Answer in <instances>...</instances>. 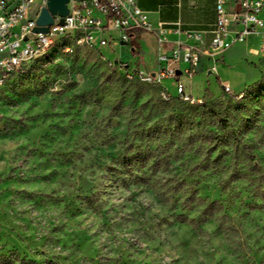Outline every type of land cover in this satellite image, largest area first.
Returning a JSON list of instances; mask_svg holds the SVG:
<instances>
[{
	"label": "rangeland",
	"instance_id": "obj_1",
	"mask_svg": "<svg viewBox=\"0 0 264 264\" xmlns=\"http://www.w3.org/2000/svg\"><path fill=\"white\" fill-rule=\"evenodd\" d=\"M102 37L105 53L119 39ZM237 45L216 70L241 83L181 75L192 102L69 39L10 74L0 264H264V51L234 71Z\"/></svg>",
	"mask_w": 264,
	"mask_h": 264
},
{
	"label": "built area",
	"instance_id": "obj_2",
	"mask_svg": "<svg viewBox=\"0 0 264 264\" xmlns=\"http://www.w3.org/2000/svg\"><path fill=\"white\" fill-rule=\"evenodd\" d=\"M47 0H0V80H5L6 67L27 65L34 54L41 53L44 46L50 44L57 35L77 34V41L92 47L102 48L107 41L102 37L104 30L114 29L118 32L117 43L128 44L131 41L129 32L132 29L150 31L151 26L145 11L137 5V0H67V14L52 15V23L47 32H34L36 19ZM264 0H236L231 9L225 0H217L216 21L212 29L209 48L201 50L195 44L185 45L182 49H172L170 56L158 57V69L148 74L151 78H169L174 82L177 93L185 100H195L187 93L179 71V54L181 60L192 67L199 61V54L204 53L210 58V73H216V55L235 43L245 41L249 36H256L260 48L264 51ZM62 19V22H60ZM177 25L176 31L179 32ZM164 30H161L163 32ZM188 39L200 40L201 35L192 31L184 32ZM158 44L163 38L157 35ZM189 76V71L180 70ZM221 87L226 92L232 88L225 82Z\"/></svg>",
	"mask_w": 264,
	"mask_h": 264
},
{
	"label": "crops",
	"instance_id": "obj_3",
	"mask_svg": "<svg viewBox=\"0 0 264 264\" xmlns=\"http://www.w3.org/2000/svg\"><path fill=\"white\" fill-rule=\"evenodd\" d=\"M227 8L231 9L236 0H225ZM216 3L217 0H137V5L140 9L146 12L148 21L150 23V31L139 30L134 37L131 38L130 43L121 44L113 42L112 46H118L119 52L118 57L114 55V49L112 46L107 49L104 55L109 60H114L117 63L126 64L132 68L139 67L140 69H149V72L154 73L158 67V57L170 56L172 49H182L185 45L195 44L201 50L209 48L210 41L212 38V29L216 21ZM180 29L177 32L175 29ZM161 30H164L161 32ZM192 31L201 35L200 40L188 39L184 32ZM157 35L163 38V42L158 44ZM256 36H249L245 41L235 43L228 49L222 51L220 59L217 61L220 66H223V54L231 50L232 47L236 46L242 48L244 46H250L244 56L238 58L229 57V61L233 64V69L239 70L243 64V59L251 54V49H257L261 51L260 41L257 46H252L250 43L256 41ZM217 54V55H219ZM216 55V57H217ZM182 52L179 54V68L180 70L189 71L190 75L187 76L190 79L197 80L203 86L206 85L207 75L218 76L221 82L227 83L232 90L233 86H237L241 83L240 79L235 85H232L228 78L220 79V75L217 70L216 73L209 72L210 58L204 53L199 54V61L195 67L189 69L190 66L181 60ZM238 62H235L237 61ZM225 67V65L223 66ZM179 70V71H180ZM219 71V69H218ZM181 75H178L181 79ZM171 81H173L171 79ZM235 90V89H234Z\"/></svg>",
	"mask_w": 264,
	"mask_h": 264
},
{
	"label": "water",
	"instance_id": "obj_4",
	"mask_svg": "<svg viewBox=\"0 0 264 264\" xmlns=\"http://www.w3.org/2000/svg\"><path fill=\"white\" fill-rule=\"evenodd\" d=\"M66 2L67 0H47L46 7L41 9L36 19V27L33 31L47 32V26L52 23V15L64 16L67 14ZM60 22H62V19H60ZM176 74L179 75L180 71H176Z\"/></svg>",
	"mask_w": 264,
	"mask_h": 264
},
{
	"label": "bare ground",
	"instance_id": "obj_5",
	"mask_svg": "<svg viewBox=\"0 0 264 264\" xmlns=\"http://www.w3.org/2000/svg\"><path fill=\"white\" fill-rule=\"evenodd\" d=\"M66 39H69L73 46H87L86 44H82L79 41H77V34L57 35V38H55V40L53 42H51L50 44L44 46L43 52L36 53V54L33 55V57L30 60H27V64L30 63V61L35 60V59L47 54L48 51L55 45L56 42L61 41V40H66ZM68 44L64 41V43L62 44V47L65 48L66 50H68L69 49L68 48ZM90 46H92V45H89V47ZM24 67H26V65H24L23 67H17V66L6 67V75H10V74H12L14 72H17V71L21 70ZM3 81L4 80H0V85L3 83ZM188 101L192 102L194 100H188Z\"/></svg>",
	"mask_w": 264,
	"mask_h": 264
},
{
	"label": "trees",
	"instance_id": "obj_6",
	"mask_svg": "<svg viewBox=\"0 0 264 264\" xmlns=\"http://www.w3.org/2000/svg\"><path fill=\"white\" fill-rule=\"evenodd\" d=\"M138 31H139V29H132V30L129 32L131 38L134 37L135 34H136ZM232 76H233V79H234V82H235V83L232 84V85H235L236 82L239 81L240 76H239V74H236L235 72L232 74ZM231 83H232V82H231Z\"/></svg>",
	"mask_w": 264,
	"mask_h": 264
}]
</instances>
